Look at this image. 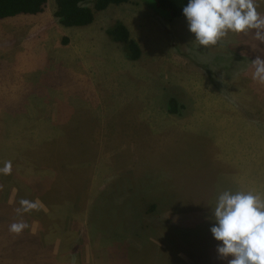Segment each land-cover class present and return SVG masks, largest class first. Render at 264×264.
<instances>
[{"label": "rangeland", "instance_id": "rangeland-1", "mask_svg": "<svg viewBox=\"0 0 264 264\" xmlns=\"http://www.w3.org/2000/svg\"><path fill=\"white\" fill-rule=\"evenodd\" d=\"M56 7L0 20V264H227L210 231L218 195L264 197V161L247 173L264 158L251 67L264 43L249 31L199 46L185 17L147 0L87 26ZM117 21L139 59L108 35ZM21 199L38 209L17 214Z\"/></svg>", "mask_w": 264, "mask_h": 264}, {"label": "clouds", "instance_id": "clouds-1", "mask_svg": "<svg viewBox=\"0 0 264 264\" xmlns=\"http://www.w3.org/2000/svg\"><path fill=\"white\" fill-rule=\"evenodd\" d=\"M256 0H188L183 7L189 31L194 42L209 47L232 33L254 32V39L264 43V15ZM252 79L264 85V59L257 56L251 61ZM11 163L6 162L0 173L10 174ZM17 214L38 209V202L19 201ZM215 220L210 231L216 241L221 259L227 264H264V197L252 191H222L215 207ZM28 225L14 222L11 233L19 235ZM231 257V259H228Z\"/></svg>", "mask_w": 264, "mask_h": 264}, {"label": "trees", "instance_id": "trees-1", "mask_svg": "<svg viewBox=\"0 0 264 264\" xmlns=\"http://www.w3.org/2000/svg\"><path fill=\"white\" fill-rule=\"evenodd\" d=\"M133 0H56L55 15L65 26H87L95 19V11L108 8L112 4L129 3ZM152 7L168 19L182 18L183 7L188 0H147ZM48 0H0V20L22 14L41 13ZM93 2V7L86 3ZM111 39L120 42L131 60H137L142 55V49L132 38L129 28L124 22L117 21L107 29ZM169 111L177 110L175 98L169 100Z\"/></svg>", "mask_w": 264, "mask_h": 264}, {"label": "crops", "instance_id": "crops-1", "mask_svg": "<svg viewBox=\"0 0 264 264\" xmlns=\"http://www.w3.org/2000/svg\"><path fill=\"white\" fill-rule=\"evenodd\" d=\"M39 14H40V13H39ZM247 147H249V145H248ZM241 159L243 160L244 158H241ZM241 159H238L237 165H238V163H239V161H240ZM255 160H257V161H256L257 163H255V164L253 165V168H251L250 166L247 167V173H248V174H250L249 172H251L252 170H253V171H258V170H260L261 167L259 166V164H260L262 161H264V158H262V159H261V158H260V159H255ZM255 160L253 159V161H255ZM229 162H230V163H229L230 165H233V163H234V162L232 163L231 160H230ZM258 163H259V164H258ZM230 165H229V166H230ZM229 166H228L227 168H224V171H223V172H227V173H228L230 170H231V171L235 170V171L238 172V166L235 167V168H230ZM233 166H234V165H233ZM242 172H244V169H242ZM227 175H228V174H227ZM232 183H233V182H232ZM236 186H237V185H236ZM229 187H231V186H229ZM237 187H238V186H237ZM242 190L246 191L245 188H242Z\"/></svg>", "mask_w": 264, "mask_h": 264}]
</instances>
